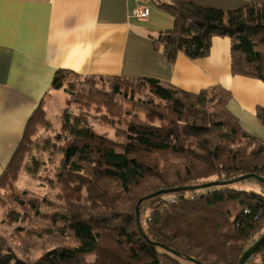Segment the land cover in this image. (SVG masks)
<instances>
[{"label":"trees","instance_id":"trees-1","mask_svg":"<svg viewBox=\"0 0 264 264\" xmlns=\"http://www.w3.org/2000/svg\"><path fill=\"white\" fill-rule=\"evenodd\" d=\"M159 5L172 15L173 25L153 36L152 44L168 62L178 52L190 59L206 57L213 36H224L230 39L231 73L264 82V2L247 0L226 10L182 0ZM67 75L82 80L79 90L73 89L74 80L65 81ZM138 83L147 85L158 101H136L144 117L126 120L119 143L96 131L87 115L62 111L65 141L55 178L63 207L50 215L54 229L60 223L58 235L72 242L34 259L0 245V264H239L246 242L263 226L264 183L252 177L142 199L160 189L249 173L264 178V142L243 130L228 110L229 90L212 85L188 92L153 77L84 76L70 69L56 70L50 86L63 88L69 102L103 104L118 115L129 109L115 104V98L130 99L124 89ZM41 104L27 120L0 186L16 178L31 127L47 124ZM256 117L264 125L263 107L256 108ZM26 171L35 174L37 168ZM140 199L139 227L131 209ZM256 256L264 264V241L245 264H255Z\"/></svg>","mask_w":264,"mask_h":264},{"label":"crops","instance_id":"crops-1","mask_svg":"<svg viewBox=\"0 0 264 264\" xmlns=\"http://www.w3.org/2000/svg\"><path fill=\"white\" fill-rule=\"evenodd\" d=\"M157 1L146 19L137 20L130 16L132 0H0V175L34 110L42 103L47 114L58 69L153 77L188 92L220 85L229 90L227 108L242 129L264 142V125L256 117V108H264V82L231 73L230 39L224 36H213L206 57L178 52L168 62L152 37L170 29L173 17L159 5L164 0ZM182 1L225 10L247 2Z\"/></svg>","mask_w":264,"mask_h":264},{"label":"rangeland","instance_id":"rangeland-1","mask_svg":"<svg viewBox=\"0 0 264 264\" xmlns=\"http://www.w3.org/2000/svg\"><path fill=\"white\" fill-rule=\"evenodd\" d=\"M73 81V89L81 88L82 80L72 75L66 76L65 81ZM97 87L108 91V87L94 80ZM65 87H67L65 82ZM49 97L48 109L45 117L48 120L46 125L35 124L31 127V135L26 140V148L23 152L21 166L18 174L11 185L0 186V245L14 246L19 255L30 259L37 258L45 250L58 245L59 243H71L68 236L61 238L57 228L52 226L51 213L60 211L63 202L59 199V188L56 182L55 173L61 159L60 147L65 141V135L61 132V115L63 110L70 113H83L87 115L88 123L99 133H106L115 142L122 141V132L126 128V120L132 115L141 119L144 117V108L137 102L153 99L158 101L147 85L138 83L127 86L124 93L128 98L116 97L114 103L128 107V113L116 115L106 106L94 102L66 101L68 93L59 88ZM68 102V103H67ZM141 117V118H140ZM112 121L110 126L109 121ZM60 135L61 139H57ZM54 145V146H52ZM118 149V147H116ZM39 167H37V164ZM26 167L37 168L35 174L27 173ZM112 185L111 182H109ZM24 192V193H23ZM45 197V199H43ZM33 201L34 206L29 203ZM34 209L37 213L34 212ZM136 213V203L131 209ZM139 214V206H138ZM149 214L146 210L144 216ZM142 215V218L144 217ZM140 217V216H139ZM51 222V223H50ZM262 227L247 242L246 247L252 245L264 231V220ZM258 263L259 259H253Z\"/></svg>","mask_w":264,"mask_h":264},{"label":"water","instance_id":"water-1","mask_svg":"<svg viewBox=\"0 0 264 264\" xmlns=\"http://www.w3.org/2000/svg\"><path fill=\"white\" fill-rule=\"evenodd\" d=\"M252 177L256 178L257 180L264 183L263 177H261L257 174H254V173H249V174L242 175L238 178H234V179L226 180V181H214V182L203 183L200 185L180 186V187H175V188H171V189H167V190L166 189H160L158 191H155V192L143 197L142 199L150 198V197L156 196L158 194L167 193V192L194 190V189H200V188L210 187V186H214V185L230 184L233 182H237V181L252 178ZM142 199H140L136 204V219H137L138 226H139L138 206H139V203L141 202ZM263 241H264V233H262L260 235V237H258V239L243 252V254L241 255V257L239 259V264H245L246 260L254 253V251L257 249V247L263 243ZM187 258H188V260H190L192 262L198 263L194 258H191V257H187Z\"/></svg>","mask_w":264,"mask_h":264},{"label":"built area","instance_id":"built-area-1","mask_svg":"<svg viewBox=\"0 0 264 264\" xmlns=\"http://www.w3.org/2000/svg\"><path fill=\"white\" fill-rule=\"evenodd\" d=\"M134 2L130 10V16L137 20L146 19L150 14V5L157 3V0H132ZM174 0H164V3H170Z\"/></svg>","mask_w":264,"mask_h":264}]
</instances>
